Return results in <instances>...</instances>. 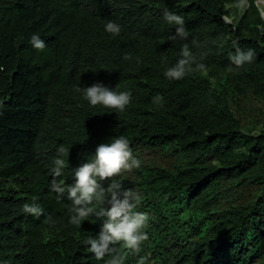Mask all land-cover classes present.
Segmentation results:
<instances>
[{"label":"trees","instance_id":"obj_1","mask_svg":"<svg viewBox=\"0 0 264 264\" xmlns=\"http://www.w3.org/2000/svg\"><path fill=\"white\" fill-rule=\"evenodd\" d=\"M256 1L0 0V264H264V19ZM165 10L183 17L186 40L169 41L177 26ZM109 21L119 35L104 30ZM33 34L42 51L29 43ZM185 43L193 71L166 78ZM237 48L254 53L238 69L229 59ZM93 83L129 92L125 111L90 107L82 90ZM117 136L129 140L139 167L100 183L136 194L147 238L138 249L117 242L97 259L85 240L100 231L110 194L88 205L78 226L67 188L73 169ZM56 159L64 161L58 177ZM34 202L38 217L24 211Z\"/></svg>","mask_w":264,"mask_h":264},{"label":"clouds","instance_id":"obj_2","mask_svg":"<svg viewBox=\"0 0 264 264\" xmlns=\"http://www.w3.org/2000/svg\"><path fill=\"white\" fill-rule=\"evenodd\" d=\"M258 0L256 1V5ZM247 5H241L238 14L241 15ZM259 7V6H258ZM260 8V7H259ZM261 19H264V10L260 8ZM164 21L169 25H175V34L169 36V41L175 43L177 40H186L187 34L183 28L184 19L175 12L165 10ZM104 30L113 36L119 35L120 25L109 21L104 26ZM29 43L37 50L45 48V42L39 35L33 34ZM181 58L173 67H170L164 76L171 80L183 79L186 74L193 71V58L188 45L185 43L180 50ZM253 51H242L237 48L235 55H230L231 65L240 68L253 59ZM125 59H131L126 56ZM197 68H203L204 65L198 64ZM83 99L92 108L100 106L104 109H112L117 113L125 111L131 100L129 92H117L102 83H93L91 86L83 87ZM162 100L159 95L155 97V102ZM63 152L64 149L58 150ZM55 167L52 169L54 177L62 174L64 161L56 159ZM139 160L132 155V149L129 146V140L125 136H117L109 142L100 143L92 157L86 162L73 169V182L67 188L68 199L71 201L70 210L73 213L71 223L80 225L81 222L91 213L92 209L88 205L94 201L104 199L105 193L110 196L107 199V207L100 209L98 215L106 217L100 227V231L95 236H89L85 244L90 245L88 251L95 254L97 259H102L105 253L110 251V246L122 241L126 247L138 249L140 243L147 237L142 232L145 226L147 216L143 213L134 211L136 194L131 190H122L121 185L110 183L107 189L103 188L101 181L118 175L122 169H131L139 167ZM52 189L61 195L64 188L56 185L55 180L52 183ZM24 211L34 216L42 214L43 209L37 203L25 204ZM110 264H119V261L113 259Z\"/></svg>","mask_w":264,"mask_h":264},{"label":"rangeland","instance_id":"obj_3","mask_svg":"<svg viewBox=\"0 0 264 264\" xmlns=\"http://www.w3.org/2000/svg\"><path fill=\"white\" fill-rule=\"evenodd\" d=\"M257 4L261 8V10H264V0H258ZM228 10H229L230 14L233 13V8L232 7L228 8ZM169 163H170V159H167L165 165L166 164L168 165Z\"/></svg>","mask_w":264,"mask_h":264}]
</instances>
